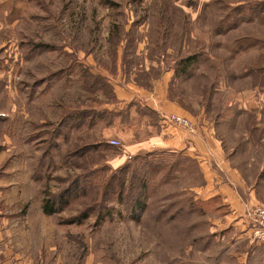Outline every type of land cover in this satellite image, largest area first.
Listing matches in <instances>:
<instances>
[{
	"label": "rangeland",
	"instance_id": "1",
	"mask_svg": "<svg viewBox=\"0 0 264 264\" xmlns=\"http://www.w3.org/2000/svg\"><path fill=\"white\" fill-rule=\"evenodd\" d=\"M257 1L4 0L10 24L0 18V78L25 91L14 101L36 118L11 133L10 158L25 185L10 199L35 218L41 205L44 262L51 249L59 264H242L226 251L237 245L211 236L215 212L189 194L194 178L184 160L142 154L117 164L123 148L109 141L124 143L114 132L110 82L133 77L151 89L193 57L187 74L172 79L170 97L196 128L223 120L230 94L264 83ZM220 123L219 137L235 144ZM47 201L56 214L44 213Z\"/></svg>",
	"mask_w": 264,
	"mask_h": 264
},
{
	"label": "crops",
	"instance_id": "2",
	"mask_svg": "<svg viewBox=\"0 0 264 264\" xmlns=\"http://www.w3.org/2000/svg\"><path fill=\"white\" fill-rule=\"evenodd\" d=\"M258 2L260 5L264 0ZM3 4L4 0H0L2 8ZM2 11L1 26L3 23L9 26V10ZM172 79L151 81V89L139 86L133 77L129 81L117 77L110 82L116 103L114 132L124 143L117 164L123 165L142 154L149 158L178 156L184 160L191 166L189 173L194 178L189 194L195 202L206 203L208 210L215 212L211 236L219 242L237 245L238 248L226 251L232 252V257L242 264H264V246L249 243L245 216L249 208L264 207V83L229 95L221 120L226 137L235 142H227L228 146L218 134L221 121L213 117L206 115L208 120L202 121L200 129L197 122L192 134L164 121V115L190 119L188 116L192 114L170 97ZM24 93L23 89L12 88L11 77L0 78V264H59L57 258L51 259V249L45 255L48 260L43 261L41 205L35 218L17 213V206L22 203L10 199L11 194L17 195L25 185V180L18 178L21 174L16 172V161L10 158V153L17 152L11 133L19 132L25 120H36L32 112L26 116L23 106L14 101ZM37 123L39 129L40 118Z\"/></svg>",
	"mask_w": 264,
	"mask_h": 264
},
{
	"label": "built area",
	"instance_id": "3",
	"mask_svg": "<svg viewBox=\"0 0 264 264\" xmlns=\"http://www.w3.org/2000/svg\"><path fill=\"white\" fill-rule=\"evenodd\" d=\"M164 121L180 127L189 133H195V124L186 117L179 115H164ZM109 145L113 148H122L120 141L112 139L109 141ZM248 227H249V243L251 245H262L264 246V207L256 206L246 210L245 214Z\"/></svg>",
	"mask_w": 264,
	"mask_h": 264
},
{
	"label": "trees",
	"instance_id": "4",
	"mask_svg": "<svg viewBox=\"0 0 264 264\" xmlns=\"http://www.w3.org/2000/svg\"><path fill=\"white\" fill-rule=\"evenodd\" d=\"M257 3H258V5L257 6H259V8H258V11H261V8H262V4L263 3H261L260 5H259V2L257 1ZM195 61V58H188V59H186V60H182V61H180L179 63H177V65H176V67H175V76L176 77H178V75H181V74H187V70H188V68H190L191 66H192V64H193V62ZM177 68H180V71H177ZM251 72V71H250ZM176 77H173L174 79L176 78ZM111 148H113V147H111ZM138 203V205L136 206L138 209L139 208H141L142 207V203L140 202V200L137 202ZM197 204H200L201 205V207H203V208H205V209H208V207H207V205H206V203H198L197 202ZM136 208V209H137ZM57 209L56 208H54V206H53V204H51V202H49V201H47L44 205H43V211H44V213L45 214H47V215H54V214H56V211Z\"/></svg>",
	"mask_w": 264,
	"mask_h": 264
}]
</instances>
